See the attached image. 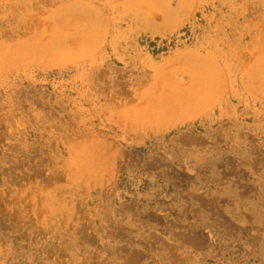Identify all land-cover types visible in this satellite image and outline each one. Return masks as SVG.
<instances>
[{
  "label": "rangeland",
  "instance_id": "1",
  "mask_svg": "<svg viewBox=\"0 0 264 264\" xmlns=\"http://www.w3.org/2000/svg\"><path fill=\"white\" fill-rule=\"evenodd\" d=\"M0 264H264V0H0Z\"/></svg>",
  "mask_w": 264,
  "mask_h": 264
}]
</instances>
